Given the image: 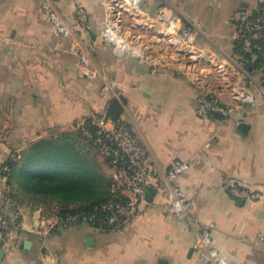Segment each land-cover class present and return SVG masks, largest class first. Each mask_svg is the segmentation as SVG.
Wrapping results in <instances>:
<instances>
[{"label":"crops","instance_id":"1","mask_svg":"<svg viewBox=\"0 0 264 264\" xmlns=\"http://www.w3.org/2000/svg\"><path fill=\"white\" fill-rule=\"evenodd\" d=\"M77 6L88 10L90 32L75 25ZM50 7L67 35L56 33L48 0H0V210L18 213L22 223L19 244L0 249V264H205L198 228L168 214L174 185L190 200L193 217L211 227L213 247L227 264H264V60L236 41L241 18L259 11L264 17V0H143V26L135 33L146 46L144 62L115 55L100 39L106 0H52ZM172 18L176 28L168 24ZM110 82L124 106L119 119L146 149L150 178L139 216L101 230L88 222L60 224L17 184L10 201L3 174L10 156L63 135L83 145L79 126L105 116L115 100L101 94ZM207 90L225 104L237 103L240 92L253 101L229 118H200ZM176 161H188L190 169L173 181L168 172ZM229 180L262 198L236 200Z\"/></svg>","mask_w":264,"mask_h":264},{"label":"built area","instance_id":"2","mask_svg":"<svg viewBox=\"0 0 264 264\" xmlns=\"http://www.w3.org/2000/svg\"><path fill=\"white\" fill-rule=\"evenodd\" d=\"M59 1V0H55ZM143 0H106L105 23L99 32L100 39L109 45L114 54L122 56L130 54L137 57L141 62L147 59L144 51L146 46L142 45V36L135 33L138 26H143L142 20ZM52 6V0H48V15L53 22L56 33L60 36L68 34V27L63 21L59 12ZM75 25L90 32L93 24L89 12L83 6H77L74 12ZM161 20H167L165 13L160 15ZM168 24L176 28L177 20L169 19ZM188 35V32H184ZM171 41V40H170ZM236 41L257 54L264 60V17L259 11L253 15L241 18L236 26ZM76 51H79L76 49ZM79 54H83L79 52ZM80 58L83 65H87V53ZM185 55V54H184ZM117 83H106L101 88V94L110 100L118 99L116 91ZM237 100L235 104H225L221 101L218 93L207 90L199 98L197 115L200 118L210 116H221L229 118L239 106L252 103L251 96L245 93L234 95ZM92 125L96 127L94 133L86 128L84 122L79 126L87 138H94L101 154L110 161L114 180V191L126 190L129 192L125 200L108 202L101 205L97 210L88 214L68 216L67 218L57 217L60 224H73L88 222L101 230L118 228L134 220L143 210L145 203V191L150 178V170L147 162L146 149L142 142L134 134L132 129L121 119L117 121L106 120L105 116H92ZM111 123V126H109ZM19 159L20 154L12 155ZM190 169L188 161H176L170 168L168 174L171 180L175 181L180 175ZM5 164L3 174L9 172ZM228 193L236 200L255 201L262 198L261 192L250 190L240 183L229 180L226 183ZM10 190L6 188L8 199ZM170 205L168 214L179 220L189 221L199 230V238L196 247L201 250L205 264H227L218 250L213 247V237L210 226L202 225L192 214V205L185 196L182 189L174 185L169 192ZM10 217L0 210V249L6 253L11 251L20 242L22 225L19 215Z\"/></svg>","mask_w":264,"mask_h":264},{"label":"trees","instance_id":"3","mask_svg":"<svg viewBox=\"0 0 264 264\" xmlns=\"http://www.w3.org/2000/svg\"><path fill=\"white\" fill-rule=\"evenodd\" d=\"M91 118L84 124L94 133L96 127ZM77 134L90 143L97 154H92L91 149L83 150L78 140L63 135L34 143L19 159L10 156L5 163L10 171L5 174L12 200L15 196L11 188L17 184L31 199L47 204L51 213L63 218L88 214L105 203L125 200L121 192L114 191L113 176L104 172L94 138H87L82 128H78ZM104 163L112 168L105 157Z\"/></svg>","mask_w":264,"mask_h":264},{"label":"water","instance_id":"4","mask_svg":"<svg viewBox=\"0 0 264 264\" xmlns=\"http://www.w3.org/2000/svg\"><path fill=\"white\" fill-rule=\"evenodd\" d=\"M123 111H124L123 104L121 103L120 100L115 99L109 104L107 112L105 114V119L117 121L121 117ZM91 242H92V239L89 238L87 241V244H89ZM45 264H54V263H52L51 261H48Z\"/></svg>","mask_w":264,"mask_h":264},{"label":"rangeland","instance_id":"5","mask_svg":"<svg viewBox=\"0 0 264 264\" xmlns=\"http://www.w3.org/2000/svg\"><path fill=\"white\" fill-rule=\"evenodd\" d=\"M81 145H82V144H81ZM82 147H83V150L86 149L87 151H88L89 149H91V153H92V154H97V152H98V151H97L94 147H92L91 144L88 143V142H84V144L82 145ZM98 160H99L100 163H102V168H105V169H103L104 172L106 171L107 174L110 176L111 173L109 172V169L106 168V165H105V163H104V157L102 156V154H99V153H98ZM104 165H105V167H104ZM113 172H114V171H113ZM20 222H21V221H20ZM21 225H22V223H21Z\"/></svg>","mask_w":264,"mask_h":264}]
</instances>
